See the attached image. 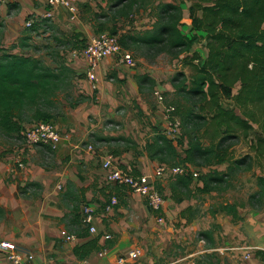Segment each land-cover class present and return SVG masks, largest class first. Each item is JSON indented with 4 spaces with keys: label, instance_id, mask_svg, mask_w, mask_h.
<instances>
[{
    "label": "crops",
    "instance_id": "obj_1",
    "mask_svg": "<svg viewBox=\"0 0 264 264\" xmlns=\"http://www.w3.org/2000/svg\"><path fill=\"white\" fill-rule=\"evenodd\" d=\"M42 14L43 9L34 0L0 4V56L5 52L31 56L21 53L15 45L12 48L14 53L7 49L22 35L27 18L33 16L38 21ZM53 25L57 32H76L86 39L93 35L79 20L71 21L64 9L55 11ZM151 25L147 26L148 29ZM202 42L206 45L205 41ZM204 49L206 59L207 49ZM67 58L69 67L77 76L74 98L83 97L85 100L68 110L63 118L54 120L56 128L71 137L54 152L49 169L27 162L26 167L19 170L11 154H4L0 159V243L13 244L15 251L23 257L33 256L32 264H119L121 257L125 259L124 264H172L173 259L168 256L178 248L175 246L182 245L180 242L185 238H182L181 231L201 234L209 230L204 221L198 223L181 216L192 203L185 200L175 203L169 197L167 185L170 177L165 175L160 181L166 199L160 214L164 221L159 223L142 197L108 183L107 172L101 168V162L107 156L112 157L114 166L132 174H151L161 166L150 160L145 152V144L153 136L155 121L152 117H145L150 114L142 94L145 85L139 86L137 77L147 76L155 84L153 90L160 92L170 91V82L158 73L130 69L115 58H109L99 66V85L94 91L84 78V58L74 52L67 54ZM152 109H155L154 116L167 126L163 118L164 106L155 102ZM114 123L120 126L119 131L108 127ZM87 144L95 146L93 152L86 150ZM112 197L117 199V205L106 211ZM74 207L78 210L75 211ZM84 207L93 211L96 232L89 233L88 238H76L80 230L79 226L70 223L72 213L79 215L82 223ZM237 211L239 221L235 223L249 230L255 255L264 262V214L252 213L251 218L242 222L244 213ZM228 217L225 214V219ZM228 220L234 221L231 217ZM189 222L191 224H187ZM216 224L227 230L226 234H234L230 239L243 237L233 224ZM82 226L86 227L83 223ZM62 233L75 239L69 241ZM105 235L116 239L114 247L92 253L84 261L77 260L73 254L76 246L97 237L99 244L103 245ZM136 250L140 255L131 261L128 255ZM248 263L263 264L256 259ZM0 264H13L4 250H0Z\"/></svg>",
    "mask_w": 264,
    "mask_h": 264
},
{
    "label": "trees",
    "instance_id": "obj_2",
    "mask_svg": "<svg viewBox=\"0 0 264 264\" xmlns=\"http://www.w3.org/2000/svg\"><path fill=\"white\" fill-rule=\"evenodd\" d=\"M110 1L108 9L118 17L115 22L119 18L132 16L139 7V0ZM155 10V21L149 29L137 33L125 32L118 36L123 50L145 48L146 51H154V56L164 53L178 58L189 54L195 44L205 40L207 58L202 61L198 54H193L192 58L184 57L183 66L188 65L190 74L187 76L178 72L172 78L170 83L177 98L167 105L174 109L171 121L179 123L177 144L162 130L155 128L144 147L147 157L167 168L185 169L182 175L169 176L171 199L175 203L193 198L196 193L207 195L223 192L230 187L232 178L238 173L260 169L262 173L256 178L258 188L249 202L262 205L264 0H190L189 32H193L190 36L181 31L183 12L180 6L159 3ZM28 18L26 21L33 22L19 39L17 46L21 49L29 48L28 36L39 28L34 17ZM47 22L44 20L40 25L45 26ZM97 28L98 31L104 30L103 25ZM199 33H203L204 37ZM110 34L117 37V31L112 30ZM79 36L73 34L63 41L69 40L67 42L71 44L72 39ZM76 78L75 72L62 62L53 66L41 57L3 53L0 56V138H13L25 124L50 121L61 116L63 113L59 112L60 109L58 111V107L62 97L68 100L71 108L82 103L85 100L83 97L71 99ZM147 82L152 91L155 85L152 80L147 76L137 77L139 86ZM237 84L239 89L233 95V88ZM238 136L253 140L250 143L253 156L245 155L238 159L233 156L231 142ZM218 166H224L225 169L219 171L216 168ZM192 168L208 169L196 179L200 186L194 189ZM158 184L157 189L161 193ZM74 210L78 209L74 207ZM191 211L192 208L188 207L181 216L191 219ZM220 211L233 220L238 219L235 205H222ZM72 215L70 223L79 226L80 230L75 237L88 238V227L82 226L79 215ZM201 236L205 241L211 240L209 231L201 233ZM109 237L103 245L99 244L97 237L76 246L73 249L74 256L84 261L92 253L111 249L116 239L111 235Z\"/></svg>",
    "mask_w": 264,
    "mask_h": 264
},
{
    "label": "rangeland",
    "instance_id": "obj_3",
    "mask_svg": "<svg viewBox=\"0 0 264 264\" xmlns=\"http://www.w3.org/2000/svg\"><path fill=\"white\" fill-rule=\"evenodd\" d=\"M34 1L37 2V5L43 9V14L42 17L38 18L37 21L39 24L38 31L31 33V36H28L30 37V39L27 41L29 48H25V49L20 48L21 53L26 55H31V57H41L42 59H44V61L47 64H52L53 66L62 62L68 65L69 67L67 54H69L70 52H74L77 56L81 55L86 62V70L84 73V78L87 81H88L86 76L88 70L87 60L83 55V51L85 50L86 46L91 42V40L102 34L111 35L110 33L112 30L117 31V40H118V36L125 32L137 33L146 30V28L148 29L147 26L151 25V23L155 18L154 9L159 3L169 2L180 6L181 9L184 10L183 12L184 18L182 17V22H181V31L184 34H187L188 36L191 35L189 33L190 20L188 13L190 0H139L138 2L139 7H137L136 10H134L132 16L130 15L128 18H124V17L119 18L117 19L116 22L114 20L115 18L118 17L115 15V12L110 11L108 9L109 3H111L110 0H91L89 2H80L81 0H76L78 2H77L76 14L74 16L71 15L68 12V9L64 6L60 7L58 5L55 6L51 5L50 2L52 0H34ZM13 2H10L9 4ZM58 9H64L68 13L69 19L71 21L79 20L83 24V26L89 30V34L92 33L93 35L88 39L81 38V36L74 38L72 39L71 44H69L70 42H67L69 40L63 41L64 39L66 40L70 38L76 32L63 33L62 31H58V32L56 31L53 25V16L55 11H57ZM50 14L52 15L50 20L46 19L45 15L47 16ZM97 16H99V18H97ZM28 19H33V17ZM44 20L48 21L47 24L45 26L40 25V23ZM26 22L27 21H25V23ZM25 23L23 24V33L26 32V29H28ZM98 25H103L104 30L98 31L97 28ZM59 33L62 34L60 35ZM199 35H203L204 37L203 33H199ZM21 36L19 35V37L12 45L7 44L9 45L7 51L14 53L15 50H13L12 48L14 47V45L15 46L18 45ZM59 41H63V42H59ZM202 41L201 43L195 44L189 54L180 55L178 56V58H172L170 55L164 53H161L158 56H154L155 54L154 51L149 52L146 51L145 48H141L137 50L133 48L130 50L121 49V55H114L101 59L97 64L95 75L97 77V71L99 69L101 62L104 59L115 58L117 62L127 66L126 64H124L123 61V55L127 53L129 55H132L133 58L132 60L134 62V67H129V66L127 67H129L130 69H138L143 71L150 70L154 74L158 73L159 75H162L164 78H166L167 82H170L178 72H183L187 76L190 74V69L188 65L183 66L182 61H184L185 59L184 57L192 58L193 54H198L202 61L205 60L204 56L206 54V51L204 49L205 45H203L204 43ZM61 43H63L64 45H62ZM59 57H61V59H59ZM98 85H99V80L97 82L96 89H94L92 85L91 87L94 91H97ZM144 85L145 86L143 87L142 94L148 103L147 107L150 113L148 115H145V117L147 118L152 117L153 120L155 121L154 129L157 128V130H162L167 137L174 139L175 141L174 143L177 144L176 140L180 135V131L175 129L174 127L168 126V123L167 126H164L162 124V121L154 116L155 109H152L153 105H155V102L158 105L161 104L164 106V108H167V105L168 104L170 105L171 102L174 101V98H177L174 94V89L171 86V83L169 84L171 90L165 92L162 91L160 92V90L151 91L148 82L145 83ZM238 89H239V85L237 84L233 88V95L237 93ZM73 92L71 95V99L74 98ZM156 93H158L159 95L158 94L156 95ZM159 96L162 98L161 101L158 99ZM61 99L62 101L59 102V105L61 107L60 106L58 107V111L60 109L59 112H62L63 114L53 120L41 121V122H47L53 125L54 127H56L54 120L63 118L68 110H72V108L68 105V100L65 101L63 97ZM75 99L76 98H74V100ZM165 115L166 113L164 109V117H163L164 120H165ZM33 123L34 122L23 125L20 133L14 136L13 138L12 137L0 138V159H2V156L4 154L13 155L12 157L15 162L18 160L22 163V168L20 169L18 168L19 170L24 169L27 165V162H30L32 165L34 164L37 166H42L41 168L45 167V169H49L54 157V152L58 150V148L63 142L68 141L71 137L69 133L67 132L62 133L56 128L57 131L62 136L64 137L66 136V139L60 143L59 147L55 151H51L50 149L44 146H37V147L29 146L26 144L21 134H23V132L26 131L27 128L34 126ZM113 125H116L119 128L118 129L110 128L112 129V131L120 130L119 125L115 123ZM251 141L253 143V140L251 138L245 140L240 136H238L237 138H233L231 142L232 143L231 151L233 156L236 159L242 158L245 155L253 156V153L250 150ZM88 145L95 147L93 144H87V146ZM178 149L179 152H181V148L178 147ZM1 161L4 162V160ZM261 164L264 169V158L261 160ZM216 168L219 171L225 169L224 166H218ZM206 171H208V169H197V168L191 169L192 178L194 180L193 189L196 188L198 185L200 186V183L196 179L199 177L201 173ZM261 173L262 170L257 168H254L251 172L238 173L236 176H234V178H232L230 182V187L226 186L227 189L225 191L220 193H210L207 195H201L199 193H196L193 198L185 200L187 202L192 203L191 206L192 211L189 215L190 218H192L193 220H197L198 223L204 221L205 224L208 226L209 229L208 231H212L211 240L205 241V238L202 237L201 234H199V232L197 234V231H192V232H189V230L181 231L183 233L182 238H185L180 242L182 245L175 246L178 248H174V250L168 256L169 258L173 259V261H171L173 262L172 264H217V261L219 262V264H249L248 263L249 261L255 259L260 261V263L264 264V262L260 258H258V256L255 255L256 253L254 252V248H253L254 241L252 237L249 236L248 233L249 230L246 229V227H243V225L241 226L238 223H235L239 221V216L238 219L236 220L234 219V221L232 222L231 220H228L229 217L231 216L225 219V214L220 211V206L222 205L225 204L235 205V207L239 209L240 212L244 213L242 222H244L245 219L249 218L252 213L264 214V202L260 206L259 204L256 203L250 204L249 202L250 197L257 191L258 186H257L256 178L257 176L261 175ZM159 185L162 190L161 194L165 198V194H164L165 190L162 189L161 182H159L158 186ZM58 188L60 189V187ZM167 190H168V194H170L169 197L171 198L169 184L167 185ZM165 204H166V200H165ZM163 221L161 223H163ZM218 222L222 223V226L233 224L236 227L235 228L236 232H238L243 237L235 236L233 237V239H230V235L233 236L234 234L230 232L226 234L227 230L222 228L220 225L216 224ZM187 224H191V222ZM136 251H138L140 255V251L139 250ZM247 253L250 255L249 256L250 259L245 258Z\"/></svg>",
    "mask_w": 264,
    "mask_h": 264
},
{
    "label": "built area",
    "instance_id": "obj_4",
    "mask_svg": "<svg viewBox=\"0 0 264 264\" xmlns=\"http://www.w3.org/2000/svg\"><path fill=\"white\" fill-rule=\"evenodd\" d=\"M13 1L15 0H0V4H6ZM89 1L91 0H81L80 2ZM77 2L78 1L76 0H52L50 4L53 6H64L68 9V12L74 16L77 10ZM51 16V14L47 16L45 15L46 19L49 20ZM32 22V20H28L25 23L26 27L29 28L32 25ZM121 49L122 48L119 45L117 37L108 34H102L92 39L91 42L86 46L85 50L83 51V55L87 60L88 68L86 76L94 89H96L98 82L97 77L95 75L98 62L105 57L121 55ZM132 59V55H129L127 53L123 55L124 64L129 67H134V62ZM157 94L158 93H156V95ZM158 99L160 101L162 100L160 96L158 97ZM173 110L174 109L172 107L165 108V122L168 123V126L178 129V121H171V113L173 112ZM33 124L34 126L27 128V130L24 131L23 134H21L22 138L29 146H44L50 149L51 151H55L59 147L60 143L66 139V136H62L57 131L56 127H54L50 123L38 122ZM108 127L115 129L119 128L116 125H109ZM86 150L89 152H93L94 147L88 145L86 147ZM15 165L16 168H22V163L18 160L15 162ZM101 168L107 172L106 179L108 183L118 186L120 188L128 189L132 193H135L142 197L146 207L149 208L152 213H157L156 220L159 223L163 221V218L160 213L162 212L163 207L165 206V198L158 191L157 184L162 180L165 175L174 177L185 173V169L183 167L167 168L161 165L151 174L133 175L127 170L114 166L111 156H107L102 160ZM116 205L117 199L115 197H112L105 209L106 211H111ZM93 218V211L89 207H84L82 223L84 226L88 227L89 233L92 234L96 232L93 226ZM62 235L65 236L66 239L69 241H73L75 239L74 236L66 235V233H62ZM108 238H110L109 235L104 236V239ZM0 250H4L7 252V256L13 264H32L34 259L31 255L23 257L15 251V246L8 242H1ZM138 256V251H134L128 255V258L131 261H135L136 259H138ZM249 256L250 255L247 253L245 258H249ZM118 263L124 264V257H121Z\"/></svg>",
    "mask_w": 264,
    "mask_h": 264
}]
</instances>
